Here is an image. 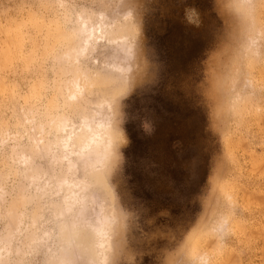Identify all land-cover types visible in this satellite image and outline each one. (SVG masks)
<instances>
[{"label":"rangeland","instance_id":"1","mask_svg":"<svg viewBox=\"0 0 264 264\" xmlns=\"http://www.w3.org/2000/svg\"><path fill=\"white\" fill-rule=\"evenodd\" d=\"M119 3L0 0V264L12 255L11 247L5 252V238L9 245H19L16 251L22 259L43 243L35 234L31 239L27 235L45 219V213L35 209L36 200L44 204L59 199L57 215L65 206L63 192L88 182L75 144L63 151L54 145L53 120L62 121L64 134L73 135L99 98L114 95L112 113L128 78L132 91L120 103L130 143L122 149V173L113 178L121 205L139 215L145 231L151 230L145 222L153 218L152 227L187 225L199 212L195 198L205 186L210 160L215 161L231 181L222 186L223 196H235L239 205L235 234L221 264H264V101L257 98L245 123L227 128L232 134L222 138L206 130L205 115L192 92L198 61L218 26L210 0H126L121 10L106 6ZM189 6L202 15L199 28L183 20V9ZM82 12L104 13L110 25L131 23L132 15L139 24V35L135 39L133 30L129 40L132 61L123 79L108 81L116 78L106 69L109 45L63 56L64 39ZM69 81L79 86L78 104L67 102ZM43 158L58 175L42 173L38 160ZM164 210L168 218L158 216ZM138 235L130 234V246L143 248L136 244ZM165 243L157 240L149 247ZM144 264H152V258L145 257Z\"/></svg>","mask_w":264,"mask_h":264},{"label":"clouds","instance_id":"2","mask_svg":"<svg viewBox=\"0 0 264 264\" xmlns=\"http://www.w3.org/2000/svg\"><path fill=\"white\" fill-rule=\"evenodd\" d=\"M125 2L106 6L121 10ZM210 4L218 26L213 43L198 61L192 92L205 115L206 130L223 138L232 134L227 128L238 129L245 123L257 98L264 101V0H210ZM183 20L199 28L202 15L195 7H185ZM131 25L136 39L140 29L132 15ZM131 91L128 78L109 117L104 146L80 164L83 172L94 170L93 175L102 178L93 191L96 201H103L106 222L102 231H97L99 209L91 202L61 218L55 213L62 207L59 199L44 204L36 200L35 209L45 213V219L27 235L31 239L35 234L43 243L28 250L27 259H22L16 251L19 245H9L5 238V252L11 247L12 255L6 256L3 264H144L148 256L152 264H221L227 242L235 234L239 205L235 196H223L222 186L231 181L221 175L215 161L210 160L205 186L195 198L199 212L187 225L152 227L153 218L145 222L151 229L145 231L139 215L121 205L113 178L122 173V149L130 143L120 102ZM38 165L45 176L59 174L47 158L38 160ZM158 216L168 218L170 213L164 210ZM133 231L139 233L135 241L143 248L130 246ZM157 240L166 243L158 249L149 247Z\"/></svg>","mask_w":264,"mask_h":264},{"label":"bare ground","instance_id":"3","mask_svg":"<svg viewBox=\"0 0 264 264\" xmlns=\"http://www.w3.org/2000/svg\"><path fill=\"white\" fill-rule=\"evenodd\" d=\"M76 15V24L71 27L67 33V37L64 39L66 42V50L69 53L66 52L63 56H70L72 52L83 53L86 48L96 44L109 45L111 48V55L110 62H108L106 69L116 78L109 77L108 81L123 79V77L129 74L131 67L130 63L132 61L133 48L129 40L134 28L131 23L125 21L120 24H107L106 15L101 12L89 14L82 12ZM100 78L105 79L103 76ZM65 86L68 91V97H66L67 102L78 104L81 98V93L78 92V84L74 81H69L65 82ZM114 99V95H107L102 99L99 98L95 110L91 114L84 115L82 120L80 118L81 122L78 127L79 129L77 132L73 131V135L71 132L64 134L66 126L62 124V121L55 118L53 120V130L55 131L54 145L63 151L68 150L72 142L77 148L76 156L80 161L86 159L90 154L99 151L106 141L109 117L111 115L110 109ZM102 109L107 111V113L103 114V112H101ZM61 157H63L62 154ZM62 159L59 157L60 161H62ZM93 171L94 170H91L86 173L88 182H83V184L79 182L80 188L76 191L72 190V186H70L72 188H69L70 190L67 189L66 192L62 190L64 195L62 194V198H60L63 200L65 206L63 205L64 208L59 212L61 218L71 215L77 208L85 207L92 200L96 201L93 191L95 187L102 184V178L94 176ZM60 181L64 184L63 186H68L64 181ZM60 181L58 182L59 185H61ZM58 186L55 187L57 188ZM58 188V191H56L57 194L60 193L59 191L61 190L60 187ZM96 207L99 209L98 223L101 229L97 231L100 232L102 231L101 226L103 222H106L103 201L97 202ZM59 214H57V216Z\"/></svg>","mask_w":264,"mask_h":264}]
</instances>
